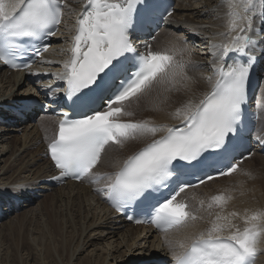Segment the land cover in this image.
Returning <instances> with one entry per match:
<instances>
[{"label":"snow or ice","instance_id":"6c2138e0","mask_svg":"<svg viewBox=\"0 0 264 264\" xmlns=\"http://www.w3.org/2000/svg\"><path fill=\"white\" fill-rule=\"evenodd\" d=\"M66 6L64 0H0V65L18 69V57L47 51L49 44L31 45L56 35ZM228 8L231 41L211 45V90L198 102L189 100L176 109L180 124L168 127L120 119L132 114L124 111L126 102L142 100L157 86L179 91L177 84L187 90L195 83L185 65L166 52L152 51L148 42L172 15L168 0H88L70 57L63 71L53 74L61 83L49 85L45 93L50 103L60 105L63 117L47 147L59 173L53 179L95 185L100 177L93 170L109 146L161 133L104 176V186L94 190L128 219L134 218L129 213L141 214L147 221L136 223L149 222L158 230L196 221V211L177 197L188 188L231 175L252 155L246 106L251 72L258 58H264V0H228ZM23 67L30 68L31 61ZM15 103L23 115L39 101L28 96ZM256 139L264 142V136ZM192 177L202 178L194 184ZM226 199L215 195L208 208L222 206ZM237 216L217 214L184 253H173L169 264H255L264 251L259 247L264 242V210L245 214L242 229L233 223ZM140 264H154L153 257H142Z\"/></svg>","mask_w":264,"mask_h":264},{"label":"bare ground","instance_id":"6f19581e","mask_svg":"<svg viewBox=\"0 0 264 264\" xmlns=\"http://www.w3.org/2000/svg\"><path fill=\"white\" fill-rule=\"evenodd\" d=\"M84 2L65 0L67 6L59 34L37 66L25 73L8 72L0 66V120L3 121V125H0V213L3 215L0 231L5 226L11 227L19 219L21 226L26 221L40 223L37 225V229L40 226L38 230L28 229V246L24 251V255H29L26 260L32 261L28 264H140L142 257L149 256L153 257L154 264L159 261L167 264L173 258V253L182 254L194 239L205 232L217 214L228 216L236 212L244 217L245 214L264 210V156L257 153L243 161L229 177L187 189L182 195L193 210L201 212L198 219L162 234L126 224L115 215L103 202V197L94 190L104 186V179L95 185L89 184L87 180L56 186L49 183L56 173L45 157V149L55 137L59 118L30 108L22 115L24 120L19 117L17 105L13 102L21 94L22 97L32 96L39 102L44 101L43 92L57 81L53 74L62 72L63 62L68 59L71 39L68 33L73 32L75 15ZM229 12L228 0H175V12L168 17L167 26L154 39L153 46L160 52L172 55L177 64L185 65L187 75L195 83L187 90L177 84L179 91H165L163 87L157 86L151 95L142 100L131 104L126 102L124 111L132 114L122 115L120 119L129 122L148 121L168 127L180 123L176 109L189 100L198 102L209 92L215 80L209 67L215 59L210 55L214 51L211 45L230 43L229 30L233 18ZM208 15L210 18L206 17ZM180 49L187 51L181 52ZM256 53L259 57L260 50L257 49ZM262 64L264 67V62ZM35 77L40 79L39 83ZM208 77H212V80L209 81ZM23 86L25 89L20 95L12 93L14 88ZM29 87L33 95L27 96L25 90ZM258 98L253 104L260 113L258 125L264 130V75ZM146 105H149L151 113L150 110H144ZM139 106L143 110L137 113ZM53 123L55 127L52 133ZM20 132V136L14 134ZM160 135L158 133L156 137L148 136L130 140L123 145L109 146L93 171L97 176L115 172L126 158ZM233 179L234 183L220 185ZM37 195L41 199H35ZM215 195H224L226 203L222 206L213 205L209 209L208 204ZM17 201L20 213L15 212ZM243 227L245 224L242 220L240 228ZM51 230L55 236H52ZM45 236L48 237L47 242H53L52 245H45ZM259 247L264 250V242ZM14 248L12 252L20 249L16 247L18 250L15 251ZM255 264H264V251L260 252Z\"/></svg>","mask_w":264,"mask_h":264},{"label":"rangeland","instance_id":"374dc122","mask_svg":"<svg viewBox=\"0 0 264 264\" xmlns=\"http://www.w3.org/2000/svg\"><path fill=\"white\" fill-rule=\"evenodd\" d=\"M206 17H208V18H210V16L208 15V16H206ZM183 43H185V40H183ZM152 49L153 50H155V51H161V50H156L155 49V46H153L152 47ZM36 84V83H35ZM24 89H25V87L23 86V87H20L19 89L18 88H14L13 89V92L12 93H15V94H19L20 95V93H23L24 92ZM26 91V95L28 96V95H33L32 93H31V91H30V87H29V89L28 90H25ZM22 95L23 94H21V96H19V97H22ZM25 95V96H26ZM143 105H145V103L143 102ZM140 107H142V106H139L138 108H137V113L138 112H140V111H142L143 110V108H140ZM140 108V109H139ZM145 109V111H147V110H150V113H151V109L149 108V105H146L145 107H144ZM136 114V113H135ZM37 119V118H36ZM36 121V120H35ZM3 122H1L0 121V125H3L2 124ZM54 127H55V123H53L52 124V133H53V131H54ZM15 135H17V136H20V134H21V132L20 133H14ZM235 182V180L233 179L232 181L230 180V181H226V182H223L222 184H220V185H225V184H231V183H234ZM217 188V187H216ZM48 193H49V191H48ZM41 196H39L38 197V200L39 199H41L40 198ZM19 211H20V209H19ZM18 213H20V212H18ZM201 212L200 211H198V212H196V214H197V216H199V214H200ZM243 216V215H242ZM242 216L240 215V216H237L236 218H234L233 219V223H235L236 225H238L239 227H240V225H241V223H242ZM10 216H8V217H6L5 219H7V218H9ZM4 219V220H5ZM21 221V219H19V220H17V222L16 223H13V225L11 226V227H9V226H5L4 227V229L3 228H1V230L2 231H0V247L2 246L4 249H5V247H7L6 245H9L5 250L1 247L0 248V264H28V263H32V261L31 260H26L27 258V256H29L28 254H26V255H24V253L26 252V250H25V247L26 246H28V242H27V235H28V232H29V230H33V231H35V230H38L39 228H40V226H38L39 228L37 229V225H39L40 223L39 222H33V223H30V221H26V223L23 225V226H21V225H19V222ZM21 224V223H20ZM33 225V226H32ZM29 226V227H28ZM35 227V228H34ZM29 229V230H28ZM51 233H52V236L54 235L55 236V234H53V231L51 230ZM46 236H48V235H46ZM46 236H45V240H46V242H45V245H47V244H49L50 243V245H52L53 244V242L51 243V242H47V238H46ZM53 238V237H52ZM15 240H16V242H15ZM14 241V242H13ZM24 241H26V242H24ZM16 243V244H15ZM26 243V244H25ZM5 245V246H4ZM19 249V247H20V249H19V251H21V253H20V255L19 254H16L17 252H19V251H17L18 249H15L16 247ZM25 245V246H24ZM49 245V246H50ZM12 246H14V247H12ZM19 246V247H18ZM24 246V247H23ZM48 246V245H47ZM13 248L15 249V251H17V252H12V251H14L13 250ZM22 248V249H21ZM11 249V250H10ZM3 250V251H2ZM8 251V252H7ZM10 251V252H9ZM22 251H23V253H22ZM25 251V252H24ZM4 252H6L7 254H3ZM10 253H12L11 255H10ZM23 256H22V255ZM6 255H7V258H6ZM13 255V256H12ZM18 255V256H17ZM12 257V258H11ZM19 257V258H18ZM21 257V258H20ZM25 257V258H24ZM14 260V261H12V260ZM20 259V260H19ZM19 261V262H18Z\"/></svg>","mask_w":264,"mask_h":264}]
</instances>
